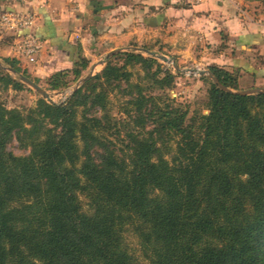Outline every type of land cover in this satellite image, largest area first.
Here are the masks:
<instances>
[{"label":"trees","instance_id":"trees-1","mask_svg":"<svg viewBox=\"0 0 264 264\" xmlns=\"http://www.w3.org/2000/svg\"><path fill=\"white\" fill-rule=\"evenodd\" d=\"M142 51L108 56L61 103L39 98L24 115L0 102V264H264V92H228L204 75L207 112L188 117L164 93L173 74ZM1 61L17 76L0 66V86L23 89L27 71ZM89 63L76 54L47 89L82 79ZM133 65H155L162 93L131 83ZM207 70L238 90L236 74ZM115 88L129 90L122 109L133 127L151 125L127 133L123 155L106 135L117 129L107 109ZM13 133L29 153L5 150Z\"/></svg>","mask_w":264,"mask_h":264},{"label":"crops","instance_id":"crops-1","mask_svg":"<svg viewBox=\"0 0 264 264\" xmlns=\"http://www.w3.org/2000/svg\"><path fill=\"white\" fill-rule=\"evenodd\" d=\"M29 30L0 34V59L44 81L72 66L76 54L93 65L111 50L156 54H203L200 60L264 86V9L254 0H27ZM43 41L36 62L23 57L24 32ZM143 53V52H142ZM183 61V59H179ZM94 66V65H93ZM263 88V87H262Z\"/></svg>","mask_w":264,"mask_h":264},{"label":"rangeland","instance_id":"rangeland-1","mask_svg":"<svg viewBox=\"0 0 264 264\" xmlns=\"http://www.w3.org/2000/svg\"><path fill=\"white\" fill-rule=\"evenodd\" d=\"M263 6V5H262ZM264 9V6H263ZM5 30L0 29V34H4ZM144 56H151L144 51ZM165 55L169 60L164 61L160 58L153 56L157 59V62L160 66V69L163 71L167 70L173 74V81L171 86L164 90V93L169 96V98L174 99L175 103L180 104L182 108L187 109L188 117L192 114V112H204L206 113L207 110L205 109L204 103L206 100V90L208 88V83L204 82L201 76L195 74H187L186 68H193L200 66L207 70V67L204 66V63L207 62L205 59L201 57L203 54H160ZM179 59H183L180 61ZM105 57L99 56L95 57V62L93 65H89L88 68L84 71L83 77L84 78L90 70H92V74L100 71L105 64ZM112 61L116 64H121V57L112 58ZM0 66H3V71L9 73L14 78L17 76L14 72L5 65L0 59ZM156 66L154 65L151 69H145L140 65H133L128 66L127 70L132 72V77L130 79L131 83H139L144 88H151V94H160L162 93L161 90L156 89L153 77H151V73L155 70ZM177 68H180L178 72ZM30 75V74H29ZM207 75V74H206ZM21 76V75H20ZM19 81L23 83L20 80ZM31 80L35 79L30 75ZM79 80L73 84H70L68 87L61 89V90H49L44 81L39 79V86H41L46 92L49 94V98H45L39 92L31 88L30 86L25 85L23 89H14L11 86L7 88H2L0 86V102L7 108V109H17L22 114L26 115L29 109L35 108L37 104V100L39 98H45L47 101L61 103L66 100V98L71 94L73 90H75V86ZM79 85V84H78ZM154 85V86H153ZM124 84L121 88H124ZM253 88H262L264 86H252ZM249 82L246 79H242L238 82V90L248 89ZM130 91L135 92V88L132 86L129 87ZM127 89V91H129ZM148 90V89H147ZM127 91H122V89H116L112 91L109 95L110 103L108 105V111L111 115L112 119L117 122V129L110 130L109 133L106 135L111 140V147L115 150L117 154L123 155L128 154L129 152V145H128V135L127 133L130 131H141L146 132L151 129V125L149 121H146L144 129L135 128L131 121H128L126 115L123 114V102L126 98H129L130 95L126 94ZM123 106V107H122ZM93 112V111H91ZM98 114V113H96ZM29 126V125H28ZM27 126V127H28ZM48 127H52L51 124H47ZM144 130V131H142ZM21 138V139H20ZM28 139L24 137V134H12L5 145V150L7 152H11L14 155H25L29 153L30 145L27 143ZM127 241L129 245L133 249H137V243L135 237L131 234H127Z\"/></svg>","mask_w":264,"mask_h":264},{"label":"built area","instance_id":"built-area-1","mask_svg":"<svg viewBox=\"0 0 264 264\" xmlns=\"http://www.w3.org/2000/svg\"><path fill=\"white\" fill-rule=\"evenodd\" d=\"M27 0H0V29L8 32H21L29 30L34 23V14L21 8ZM43 48V41L31 32H24L19 44L20 53L28 62H36L37 56ZM169 60V59H168ZM180 68H177L178 72ZM187 74L201 76L207 70L197 66L186 68Z\"/></svg>","mask_w":264,"mask_h":264},{"label":"water","instance_id":"water-1","mask_svg":"<svg viewBox=\"0 0 264 264\" xmlns=\"http://www.w3.org/2000/svg\"><path fill=\"white\" fill-rule=\"evenodd\" d=\"M120 49H115V50H111L110 52H108L107 54H105V59L118 52ZM150 54L152 56H155L157 58H160L164 61H167L168 58L165 56V55H160V54H156V53H153V52H150ZM92 75V70L89 71V73L82 79L79 80V82L77 83V85L75 86L78 87V84L80 82H82L86 77ZM207 76L208 78H210L213 82L217 83L219 85V87L225 91H228V92H232V93H236V94H252V93H257V92H264V88H248V89H242V90H231L221 84L218 83V80L216 77H214L208 70H207ZM20 80L25 83L26 85L30 86L31 88H33L34 90H36L37 92H39L42 96H44L45 98H49V94L46 92V90H44L41 86H39L37 83H35L33 80H31L30 78H27L25 76H20Z\"/></svg>","mask_w":264,"mask_h":264}]
</instances>
